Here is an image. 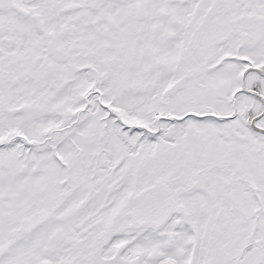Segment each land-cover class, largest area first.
I'll return each instance as SVG.
<instances>
[{"label":"snow or ice","instance_id":"snow-or-ice-1","mask_svg":"<svg viewBox=\"0 0 264 264\" xmlns=\"http://www.w3.org/2000/svg\"><path fill=\"white\" fill-rule=\"evenodd\" d=\"M0 264H264V0H0Z\"/></svg>","mask_w":264,"mask_h":264}]
</instances>
